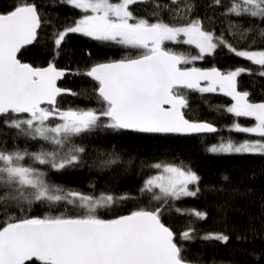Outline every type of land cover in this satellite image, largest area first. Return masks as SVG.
<instances>
[{
  "label": "snow or ice",
  "instance_id": "obj_1",
  "mask_svg": "<svg viewBox=\"0 0 264 264\" xmlns=\"http://www.w3.org/2000/svg\"><path fill=\"white\" fill-rule=\"evenodd\" d=\"M60 5L80 11L78 19L62 28L52 25V59L46 66L22 62L18 53L25 46L38 43L40 32L51 24L44 18L36 0H13L7 10H0V127L14 129L16 136L41 142L38 151L27 148L0 147V264H197L186 255L184 242L196 239L227 246L231 237L224 232L200 236L195 225L208 218L204 210L181 208L176 202L201 194L200 176L182 161H158L142 164L143 171H154L143 180L141 196L158 206L138 208L125 215L104 218L101 210L111 211L134 199L129 193L101 191L84 193L77 189L50 183L49 170L63 172L83 166L111 168L121 163L116 152L100 153L91 163L83 159L85 147L74 142L76 137L96 129L129 131L148 135H191L217 133L212 121L186 117L188 93H215L231 97L226 108L212 107L234 117H251L252 126L238 120L229 132L251 134L255 139L235 141L221 137L208 147L213 154L264 156V100L253 102L251 93L239 91L237 78L250 69L237 67L221 71L216 67L201 69L194 65L217 49L243 58L264 77V28L258 24L243 27L230 18H248L264 23V0H211L208 9L223 10L219 15L227 23L226 31L237 48L222 31L207 30L205 20L193 17L195 0H56ZM142 8L144 15L134 9ZM167 15L168 19H165ZM216 13L213 12V16ZM205 19L212 17L205 14ZM70 34H80L104 44H114L136 55L119 60L92 64L86 70L72 72L57 67L56 60L64 51L62 45ZM174 42L194 46L198 53L177 54L165 46ZM86 55H91L86 53ZM66 75L90 78L91 91H72L58 86ZM72 95L99 107L61 109L58 98ZM4 142L0 140V144ZM47 145L48 147H45ZM28 160L30 163L26 164ZM131 160L127 164L131 165ZM207 192L218 197L226 207L236 197L251 195L234 186L229 176ZM259 204V217H250V225L259 219L264 227V198ZM33 205H43V216L29 215ZM188 217L185 229L175 232L163 222L168 212ZM255 236V228L252 227ZM240 243L246 235H237Z\"/></svg>",
  "mask_w": 264,
  "mask_h": 264
},
{
  "label": "trees",
  "instance_id": "obj_2",
  "mask_svg": "<svg viewBox=\"0 0 264 264\" xmlns=\"http://www.w3.org/2000/svg\"><path fill=\"white\" fill-rule=\"evenodd\" d=\"M13 0H0V10H7ZM41 6L40 10L46 20L51 24L40 32L38 43L25 46L18 54V58L23 62H28L33 66H46L52 59L51 34L56 28H62L66 22L78 19L79 10H74L70 6L60 5L56 0H36ZM228 0H224L227 4ZM197 5L193 17L200 16L205 20L207 30H215L219 35L225 32L226 39L237 48H246L247 44L237 43L232 39L231 33L227 32V23L219 15L223 9L220 7L209 10L208 5L211 0H195ZM137 15H144L142 8L134 9ZM213 12L216 13L213 16ZM212 17L211 21L205 19V14ZM165 19L168 17L165 15ZM233 23H239L243 27L250 24H258L264 28V23L248 18H230ZM166 48L180 54L188 56L196 55L198 50L194 46L165 42ZM64 51L56 60L57 67L72 70V72L86 70L94 63L121 59L125 55H136V50H127L114 44H104L91 40L80 34H70L66 42L62 45ZM256 48L264 47V42L258 41ZM90 53L91 55H86ZM182 67L217 66L222 71L243 67L250 69L253 73L242 74L237 78V88L241 91L251 93L250 99L254 101L264 100V77L256 73L260 71L259 66L243 58L229 54L226 49H217L213 55H206L203 60H198L194 65H181ZM59 85L69 88L72 91L87 89L89 91L95 87V82L90 78L76 75H66ZM189 110L186 117L194 120L212 121L220 129L217 133L191 134V135H148L138 134L129 131L114 132L107 129H96L84 135L76 137L74 142L82 145L86 149L83 159L91 163L96 160L100 153L116 152L121 156V163L111 168L103 170L99 168H89L83 166L77 169H69L63 172L49 170L45 166H40L42 170L48 172L47 179L50 183L63 185L67 188L77 189L84 193H92L94 186L95 194L101 191H112L117 194L129 193L134 199L125 201L122 206L111 211L101 210L104 218H113L116 215L128 214L138 208L152 209L156 202H149L148 198L141 196L139 189L144 178L154 174V171H143L142 164L158 161L183 162L190 166L201 178V194L197 197H184L176 202L177 207L194 208L204 210L208 213V218L199 221L195 225L200 236L208 232H224L230 235V243L225 246L220 243L202 241L200 239L191 242H184L186 255L189 259H196L197 264H264V227L257 219L254 225H250V217H259V204L264 198V156L259 155H225L213 154L207 151L208 147L217 144L221 137L231 136L235 141L245 139H255L251 134L229 132L228 127L234 120L242 126H252L255 121L251 117L236 118L232 114L223 111H211L212 107L221 106L226 108L233 103L231 97L217 91L215 93L200 94L190 91L188 93ZM58 106L61 109L68 108H88L99 107L94 101L86 103L84 100L66 94L58 98ZM0 140L4 143L0 147L12 149L18 147L21 150L27 148L31 152L38 151L41 142L28 140L23 136H16L14 129L0 127ZM45 147H48L45 145ZM131 160L129 166L127 162ZM26 164L30 161L26 160ZM227 175L231 183L243 191L245 188L251 189V195L236 197L228 206L221 207L222 200L214 195H210L207 189L211 185H220L221 177ZM48 209L43 205H33L29 215L43 216ZM188 217L177 213L168 212L163 217V222L179 233L185 229ZM255 228L256 235L252 233ZM237 235H246L247 241L240 243L236 240ZM39 264V262H36Z\"/></svg>",
  "mask_w": 264,
  "mask_h": 264
},
{
  "label": "water",
  "instance_id": "obj_3",
  "mask_svg": "<svg viewBox=\"0 0 264 264\" xmlns=\"http://www.w3.org/2000/svg\"><path fill=\"white\" fill-rule=\"evenodd\" d=\"M19 54V53H18ZM116 60H119V59H116ZM110 61H112V60H110ZM23 62V61H22ZM105 62H107V61H105ZM25 63H28V62H25ZM30 64V63H29ZM40 67H42V66H40ZM189 67H193V66H189ZM195 67H197V68H201V69H210V68H212V67H199V66H195ZM213 67H216V68H218L217 66H213ZM61 69H66V68H61ZM218 69H220V68H218ZM221 70V69H220ZM70 71H72V70H70ZM222 71V70H221ZM64 78V77H63ZM63 78H61V80L63 79ZM61 80H59L58 81V86L59 87H61V88H63V89H69V88H65V87H62V86H60L59 85V82L61 81ZM70 90V89H69ZM239 90V89H238ZM239 91H241V90H239ZM253 102H259V101H254V100H252ZM123 215H125V214H123ZM167 226V225H166Z\"/></svg>",
  "mask_w": 264,
  "mask_h": 264
}]
</instances>
